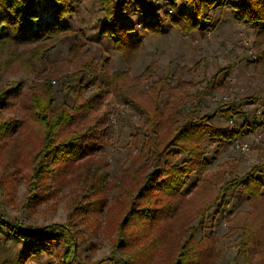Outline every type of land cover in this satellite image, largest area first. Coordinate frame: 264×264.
Masks as SVG:
<instances>
[{"label":"rangeland","instance_id":"obj_1","mask_svg":"<svg viewBox=\"0 0 264 264\" xmlns=\"http://www.w3.org/2000/svg\"><path fill=\"white\" fill-rule=\"evenodd\" d=\"M173 1L152 0L163 23L160 35L144 29L152 16L129 6L126 17L136 27L131 37L141 43L135 60L101 36V0H76L67 20L70 32L45 57L31 67L17 62L0 70V87L22 86L20 98L0 107V123L17 125L0 137V215L24 227L69 226L77 238L69 264H179L188 246L192 264H264V68L254 46L258 31L222 6L208 12L211 28L184 36L169 20ZM185 4L177 2L179 8ZM34 48L20 47L18 53ZM8 59L4 55L0 63ZM85 63L108 74L110 82L93 85L85 73L87 88L81 89ZM116 73L124 74L117 84ZM75 75L79 79L69 81ZM46 90L56 102L54 111L88 106L86 117L80 115L60 137L86 134L92 150L72 165L48 161L56 174L37 178L43 129L34 121L31 99ZM206 117V124L240 136L201 143L208 168L199 178L185 179L182 195L145 192L149 175L169 169V160L190 162L183 151L165 147L173 131ZM254 168L263 195L250 197L235 186L218 199L225 184L245 182ZM134 206L155 211V219H127ZM31 246L0 225V264H67L62 244L47 242L46 251L27 257Z\"/></svg>","mask_w":264,"mask_h":264},{"label":"trees","instance_id":"obj_2","mask_svg":"<svg viewBox=\"0 0 264 264\" xmlns=\"http://www.w3.org/2000/svg\"><path fill=\"white\" fill-rule=\"evenodd\" d=\"M40 1L0 0V58L4 55L9 57L5 64L0 63V70L4 69L3 67L9 68L17 62H20L23 68L33 66L70 32L71 25L67 20L74 13L76 0H48V4L44 6ZM178 1L174 0L171 3L173 14L168 16L171 25L184 36L197 31H207L212 27L208 12L215 11L222 6H229L238 22L257 29L254 46L258 51V63L264 68V53L260 51L264 46V0H239L238 4L219 3L218 0H184L186 4L182 8L177 6ZM101 4L105 19L101 28V36L113 42L123 52L126 59L135 60L141 47L140 41L133 40L131 37L136 27L126 17L129 6L146 17H153L144 24L146 31L157 35L163 34V23L156 18L159 10L155 8L152 0H117V2L101 0ZM33 45L35 48L31 51L18 53L20 47ZM79 52L80 50L77 49L75 55ZM81 73V89L87 88L83 86L86 80L85 73L91 76L93 85H97L101 79L110 82L109 75L101 74L93 63H85ZM123 75L116 73L112 82L119 83ZM79 76H72L69 81H76ZM21 95L22 86L18 83H12L6 88L0 87V107H8L12 100L20 98ZM130 102L134 103V101ZM55 106L56 102L49 90L43 94L36 92L33 94L31 99L33 118L43 129V148L40 161L34 168L37 178L40 175L51 177L56 174L48 161L72 165L92 150L87 142L86 134L75 133L66 139L60 137L64 129L76 124L80 115L82 119L86 117L85 112L88 106L84 111L77 107L75 112H72L68 106L57 112L54 111ZM204 119L194 123L186 122L183 127L173 131L171 141L165 147L169 150L183 151L189 156L190 162L175 165L169 160V169L155 172L152 176L149 175L145 192L156 189L170 197L182 195L186 186L185 179L194 174L199 178L208 168L201 143L206 139L234 142L240 136V132H229L206 124L210 119L208 117ZM15 127L17 125L13 123H0V137L9 134ZM258 173L259 169L254 168L245 182L225 184L218 194V199H224L235 186L242 187L250 197L263 195L261 194L262 182L257 177ZM156 176L158 179L154 178ZM159 176L162 177L159 178ZM140 197L145 198L143 193H140ZM154 216L155 211L148 208L136 209L134 206L128 212L127 219L138 217L152 221L155 219ZM0 225L16 235L19 240L32 243L31 248L27 250V257L37 250L46 251L47 242H58L64 246L67 264L76 258L77 238L69 226L24 227L4 220L1 215ZM190 251L188 246L181 254L186 264H192ZM183 261L179 264H183ZM112 264H118V262L113 261Z\"/></svg>","mask_w":264,"mask_h":264},{"label":"built area","instance_id":"obj_3","mask_svg":"<svg viewBox=\"0 0 264 264\" xmlns=\"http://www.w3.org/2000/svg\"><path fill=\"white\" fill-rule=\"evenodd\" d=\"M242 149H243V150H244V149L246 150V149H248V147H247V146H245V147L243 146Z\"/></svg>","mask_w":264,"mask_h":264}]
</instances>
